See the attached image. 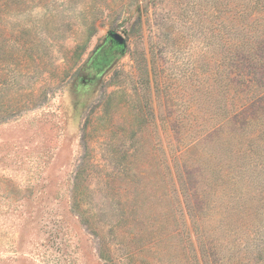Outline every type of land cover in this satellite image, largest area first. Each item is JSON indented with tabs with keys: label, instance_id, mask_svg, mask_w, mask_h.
<instances>
[{
	"label": "rangeland",
	"instance_id": "1",
	"mask_svg": "<svg viewBox=\"0 0 264 264\" xmlns=\"http://www.w3.org/2000/svg\"><path fill=\"white\" fill-rule=\"evenodd\" d=\"M263 1L0 0V264H264Z\"/></svg>",
	"mask_w": 264,
	"mask_h": 264
},
{
	"label": "water",
	"instance_id": "2",
	"mask_svg": "<svg viewBox=\"0 0 264 264\" xmlns=\"http://www.w3.org/2000/svg\"><path fill=\"white\" fill-rule=\"evenodd\" d=\"M108 44L99 53V58L104 60L106 56L115 57L122 55L125 51V40L122 35L115 32H108L107 34Z\"/></svg>",
	"mask_w": 264,
	"mask_h": 264
},
{
	"label": "trees",
	"instance_id": "3",
	"mask_svg": "<svg viewBox=\"0 0 264 264\" xmlns=\"http://www.w3.org/2000/svg\"><path fill=\"white\" fill-rule=\"evenodd\" d=\"M263 5H264V1H263Z\"/></svg>",
	"mask_w": 264,
	"mask_h": 264
}]
</instances>
